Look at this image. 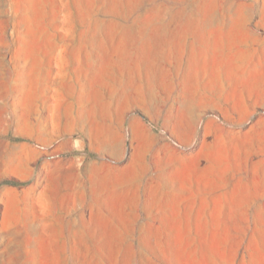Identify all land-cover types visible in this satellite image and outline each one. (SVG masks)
Masks as SVG:
<instances>
[{
  "label": "rangeland",
  "instance_id": "374dc122",
  "mask_svg": "<svg viewBox=\"0 0 264 264\" xmlns=\"http://www.w3.org/2000/svg\"><path fill=\"white\" fill-rule=\"evenodd\" d=\"M0 264H264V0H0Z\"/></svg>",
  "mask_w": 264,
  "mask_h": 264
},
{
  "label": "trees",
  "instance_id": "16d2710c",
  "mask_svg": "<svg viewBox=\"0 0 264 264\" xmlns=\"http://www.w3.org/2000/svg\"><path fill=\"white\" fill-rule=\"evenodd\" d=\"M3 184L6 186H12V187H19V186L24 185L23 182H20L18 180H7Z\"/></svg>",
  "mask_w": 264,
  "mask_h": 264
}]
</instances>
